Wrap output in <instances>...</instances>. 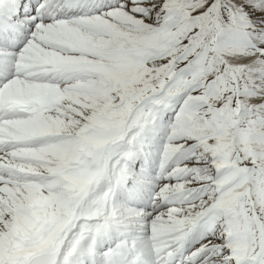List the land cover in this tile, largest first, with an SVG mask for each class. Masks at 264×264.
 Returning a JSON list of instances; mask_svg holds the SVG:
<instances>
[{"label":"snow or ice","instance_id":"snow-or-ice-1","mask_svg":"<svg viewBox=\"0 0 264 264\" xmlns=\"http://www.w3.org/2000/svg\"><path fill=\"white\" fill-rule=\"evenodd\" d=\"M0 264H264V0H0Z\"/></svg>","mask_w":264,"mask_h":264}]
</instances>
